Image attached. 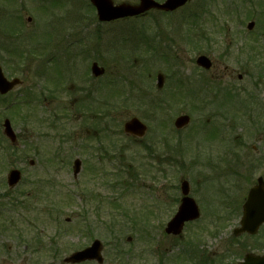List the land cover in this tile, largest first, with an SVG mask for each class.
Returning <instances> with one entry per match:
<instances>
[{
  "label": "rangeland",
  "instance_id": "rangeland-1",
  "mask_svg": "<svg viewBox=\"0 0 264 264\" xmlns=\"http://www.w3.org/2000/svg\"><path fill=\"white\" fill-rule=\"evenodd\" d=\"M256 1L248 8L259 16L263 9L264 15V0H258L262 8L255 6ZM88 2L0 0V65L8 78L17 76L22 80L7 96H0V264H71L64 258L95 238L104 244L102 264H157L158 260L173 261L179 256H184L187 264H193L192 259L199 256L194 264H236L247 252L264 253V225L255 235H233L248 189L260 175L264 176V169H259L255 159L257 151L253 150L254 146H264V125L225 132L233 142H239L243 161L234 153L227 165L220 166L214 165L211 158L212 133H206L219 122L228 124L226 118L216 115L219 111L231 115L223 96L218 93L213 100L215 84L223 89L232 85L247 87L249 94L263 98L264 70L258 71L257 67L264 66V34L248 32L251 19H245L246 4L240 7V16L237 11H232L234 16L230 14V0H200L175 12L174 17L100 22ZM193 8L202 12L207 9L215 18L205 20L200 15L187 24L182 14L192 13ZM7 16H15L9 20L11 26ZM253 20H257V27L262 23L256 16ZM201 31L211 39L203 40L198 35ZM256 36H260L262 47L252 53L244 50L246 41ZM202 53L213 61L210 70L196 64ZM166 54L170 55L169 61L164 59ZM245 58L249 68L241 66ZM93 61L105 66L104 76H92ZM82 69H86L87 81L76 76ZM159 72L166 77L162 88L157 87ZM115 77L126 79L123 88L130 87L136 92L134 97H127L126 90L118 88L122 85L103 93L93 91ZM181 78L185 85L180 92L175 82ZM56 79L62 83L57 88L53 85ZM254 80L259 85H253ZM208 81L211 86L205 101L209 103L199 108L204 105L196 91L199 89L201 94L202 82ZM85 85L92 92L86 102L81 99L86 92L78 90ZM244 93L241 91L244 101L235 113L242 115L240 122L246 111L262 114L261 110L250 112L245 107L250 100ZM26 98L30 101L24 103ZM11 103L15 105L8 107ZM183 113L191 115V123L177 130L174 120ZM133 116L150 125L143 143L155 140V133H162L156 129L164 126L162 141L170 158L167 163L153 160L143 144L124 133V122ZM52 117L56 118L54 127H50ZM4 118L11 120L19 137L15 154L10 152V141L3 133ZM22 118H28L26 123ZM37 124L47 135L37 134ZM97 127L108 131L98 133ZM155 150L157 156L158 152L162 154ZM105 152L109 157L104 159ZM76 158L82 160V170L75 177ZM13 168L21 169L23 178L15 190L8 191L6 176ZM221 172L224 184L217 187L225 188V194L219 196L213 190L209 193V183L192 188L201 217L185 225L181 240L167 234L165 227L174 212L167 202L172 191H168L165 177L178 183L182 174L203 180ZM41 181L44 188L33 202L32 192L37 191L35 187L40 189ZM23 191L27 198L20 196ZM17 195L24 204L10 209ZM59 199L64 203L57 212ZM57 213L58 219H54ZM192 238L200 242L194 247L196 252L187 247Z\"/></svg>",
  "mask_w": 264,
  "mask_h": 264
},
{
  "label": "flooded vegetation",
  "instance_id": "flooded-vegetation-1",
  "mask_svg": "<svg viewBox=\"0 0 264 264\" xmlns=\"http://www.w3.org/2000/svg\"><path fill=\"white\" fill-rule=\"evenodd\" d=\"M157 1L163 2L165 0H157ZM199 1L200 0H188L184 5L178 7L177 9H175L173 11H163V10H160V9L153 8V9H150L149 11H147L146 13L142 14V16L137 17V18H143V17L156 18L157 16L166 17L168 15H170L171 17H174L175 16L174 15L175 12H177L179 10H182L184 8H188L190 6L197 5ZM198 9L200 10L201 8H198ZM192 10H193L192 13L182 14V18H183V20L186 21L187 24H189L191 21L198 20L200 15H203V19H205V20L206 19H211V18H213L215 16V14L207 13L206 11L204 13L202 11H197V8H193ZM231 15L234 16L235 14H231ZM250 15L252 17L251 19H254L255 16H256V17H258L260 19V21L262 23L258 24V27L260 26L258 28L257 27V22H256L257 20H254L255 21V26H254L253 29L248 30V32H253V34L255 32H258L257 34H259V35L264 34V15H262V13H260V16H259V14L258 13L256 14V12H251ZM192 35H195V34H192ZM196 36H197V34H196ZM207 37L208 36L205 33L204 40H210L211 39V38H207ZM259 37L260 36H256V37L250 38L248 41H246V44L244 45V47H245L244 50H247V51L249 50L252 53L253 50H257V49L261 48L262 45H261V43H259V41H260ZM254 53H257V52H254ZM54 56H52V58H54ZM244 60L245 61L242 62L241 66L249 68V66L247 65L248 62H246L247 58H245ZM259 68H260V66H259ZM85 74H86V69H84V70L82 69L81 73H79L78 75L76 74V76L78 78H80V80L82 79L83 81H87L88 77H86ZM102 76H104V75H102ZM102 76H99V77H102ZM99 77H94V78H99ZM241 78H242V75L240 74L239 75V79H241ZM116 81H117L116 78H111L108 81V84L116 85ZM54 82L55 83L53 85L56 88L58 87V85L60 86L62 84L61 81H59V79H56ZM255 83L259 85L258 80H254V82L252 84L254 85ZM85 86L83 88H79L78 90L80 92H84V91L86 92L85 97H84V94L81 96V99H83V101L86 102V101H89V98H90V95H92V92L88 89L87 86L86 87ZM210 86H211V81H208L206 83L202 82V86L200 88L204 89V91H202L201 94H200V92L198 94H199V100H203V105L204 106H200L199 108H204L206 105H208L209 102H206L205 99H207L206 96L209 94L208 88ZM62 89H66L64 87V85L62 86ZM239 89L241 91H243V92L245 91L244 94H245L246 98H248L250 100V102H248V100H247V102L249 104H245V107L247 109H250L249 110L250 112H255L256 110H261L262 114H259V115H254V114H250V113L246 114L247 113V111H246V113L244 115L245 119L242 122H240L239 120L242 117V115L235 114L236 113L235 105L240 106V104L243 103L244 99L242 98L241 95L238 96L239 98L238 97L237 98H233L232 96H234V95H232V94L225 96V98H224V100L226 101L225 105H227V108L229 107V109H231V111H230L231 115L222 114L223 112H221V111H219L216 115L226 118V120H228V124L224 125V122H219L217 125L213 126L212 129H210V131H206V133H209V132L212 133V136H211L209 141L211 143L210 151L213 152V155L211 156V158L214 160V165H218V166H220L222 164H226L227 165L230 162V160H232V158L229 159V157L234 155V153H235V155L238 158H240L239 160L243 161L241 159V157H240V155H241L240 147L241 146H238L239 142H237V143L233 142V137L230 138V136L225 135V132H227V131L228 132L229 131L230 132H234L235 129H240V128H242V129H248L249 127L255 128V127H258V125H260V123H261V125H264V93H262V95L260 94V96H263V98L259 99L256 93L253 94L256 97L252 96V94H249L250 91H249V89L247 87H242V88H239ZM13 90L14 89H12L11 91H13ZM78 90H77V92H78ZM11 91H9L8 93L4 94V96H7ZM93 91H96L98 93L99 92L103 93V92H105L104 91V86L103 87H102V85L101 86H96ZM215 99H216V96H214L213 100H215ZM98 102H100V100ZM198 104H200V103H198ZM94 106L95 105H92V107H94ZM85 110H86V108H85ZM85 110H84V112L86 113ZM52 118H54V119L51 121L50 127H54L56 125V118L55 117H52ZM245 123L247 125H243ZM257 123H259V124L257 125ZM37 126H36V131H37V134H40V137L43 136V135H47V132L42 130V126L41 125L39 127V125L37 124ZM99 127H101V126H99ZM99 127H97L95 129V131H97L99 133L100 130H101V133H103V132L106 133L105 128H103V127L99 128ZM184 128H181L180 130H182ZM149 129H150V125L148 124V130H147L146 134L148 133ZM156 131H160L162 133L158 134V132H156L154 137L157 136V138H156L157 140L155 139L152 142H150L149 144L148 143H143V138H144V136L146 134L143 137H137V136H133V135L131 137L135 140V142H138L139 144H143L142 145L143 148L149 152V155H150V157L153 158V160L163 161V162L168 161L170 158L167 157V153L168 152L165 151V147H164L165 141L164 140L162 141V139L164 138V134L163 133L165 132L164 126L159 128L158 130L156 129ZM218 132H222L223 135H219ZM100 136H102V135H100ZM95 137H97V135H95ZM260 144H262V142H260ZM163 147H164V149H163ZM198 147H199V145H198ZM161 148L163 149V151L161 150ZM234 148L236 150H234ZM253 148H254L253 150L257 151V157L255 159L259 163V169H264V151H263V153L260 152V149H262V148L264 149V146L261 145L260 148H258L257 146H254ZM155 149H157V152H158V150L161 151L162 154H160V152H158V156H157L155 154L156 153ZM208 152H209V150H208ZM254 157H255V154H254ZM54 158L58 159V156H55ZM79 160H80V171H81L82 170V160L81 159H79ZM173 162H175V161H173ZM165 163H167V162H165ZM80 171H79V173H80ZM223 174L224 173H222V172L220 174L215 173L210 178L203 179V180H201V179L193 180V178H191L190 176L182 174L180 176L179 180H178V183L170 182V178L169 177H165V178H167V182H166L167 183V187H169L168 191H172L167 196V202L172 204V205H170L171 208H172V211L175 213L177 211L178 207L181 204V201H182V198H183L182 186H183V182L184 181H188V183H189V196H192V194H193L194 190L192 188H195L197 186L203 187L204 183L205 184L209 183L211 185V188L207 189L209 193H212V190H213L216 195H219V194L224 195L227 190L225 188L224 189H218V187H217V186L221 187L224 184L223 179H224L225 175H223ZM227 174L228 173H226V175ZM166 176H167V174H166ZM263 178H264V176H263ZM168 180H169V182H168ZM256 183L257 182H255L251 187L256 185ZM250 188L248 190H250ZM88 196L89 195H86V198H88ZM227 198H228V196H227ZM227 198H226L225 201H227ZM196 202L198 203L197 200H196ZM198 205H199V203H198ZM199 207H200V205H199ZM200 209H201V207H200ZM157 264H185V260L183 258H180V257H179V259H176V260H173V261L161 259V260H158ZM208 264H211V261Z\"/></svg>",
  "mask_w": 264,
  "mask_h": 264
},
{
  "label": "water",
  "instance_id": "water-1",
  "mask_svg": "<svg viewBox=\"0 0 264 264\" xmlns=\"http://www.w3.org/2000/svg\"><path fill=\"white\" fill-rule=\"evenodd\" d=\"M187 0H166L164 3H158L155 0H140L139 4H132L129 2H122L119 4H114L113 0H91L93 5L97 8L98 17L101 21H110L122 17L134 16L147 11L150 8H158L163 10H173L178 6L184 4ZM253 23L249 25L251 28ZM198 63L202 66L209 68L211 66V61L205 57L201 56L198 59ZM93 71L96 75H100L104 72V68H101L97 63L93 64ZM20 83L19 78H14L9 81L3 74L0 67V92L7 93L15 85ZM163 83V75H159V85ZM190 122L189 115H181L175 120V126L181 128ZM4 131L8 137L11 138L13 142L16 141V134L11 126L9 119L4 122ZM146 125L142 123L138 118L134 117L127 121L124 125V129L128 133H135L137 135H144L146 131ZM33 163V162H32ZM80 170V161L75 162V174ZM21 178V172L18 169H13L8 175V183L11 187L15 186ZM183 193L185 197L182 200V204L176 213V215L171 219L166 227L167 233L179 234L181 233L183 226L186 221L197 219L200 216L199 208L194 199L188 196L189 184L187 181L183 182ZM264 222V188L263 185L253 188L250 191L249 198L244 205V214L241 220L242 227L235 231L238 233L240 231H249L255 233L259 226ZM131 239V238H129ZM102 244L99 240H95L93 244L79 252L74 253L66 261L80 262L87 259H98L99 262L103 261L101 255ZM240 264H264V255L255 256L249 254L245 257V260Z\"/></svg>",
  "mask_w": 264,
  "mask_h": 264
},
{
  "label": "trees",
  "instance_id": "trees-1",
  "mask_svg": "<svg viewBox=\"0 0 264 264\" xmlns=\"http://www.w3.org/2000/svg\"><path fill=\"white\" fill-rule=\"evenodd\" d=\"M19 16V19H20V15H18ZM15 16H11V17H9V16H7V19H8V22H7V24L8 25H10L11 26V23H9L10 21H11V19H13ZM6 18H5V20H7ZM10 20V21H9ZM14 114H15V111L13 112Z\"/></svg>",
  "mask_w": 264,
  "mask_h": 264
}]
</instances>
